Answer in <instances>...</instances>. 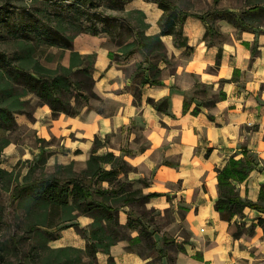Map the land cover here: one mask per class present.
Returning <instances> with one entry per match:
<instances>
[{
    "label": "crops",
    "instance_id": "1",
    "mask_svg": "<svg viewBox=\"0 0 264 264\" xmlns=\"http://www.w3.org/2000/svg\"><path fill=\"white\" fill-rule=\"evenodd\" d=\"M234 1L217 0V7L231 11L247 7L243 0ZM139 8L148 24L146 34L159 33L162 10L155 2H143ZM211 31L214 33L205 36L203 21L188 15L182 23L185 45L175 44L171 34L160 35L168 57L156 63L151 58L145 62L140 52L117 57L119 52L107 37L79 34L73 47L83 54L95 53L93 91L108 103L95 108V102L89 100L91 107L85 104L78 114L55 117L42 104L34 110L33 120L15 116L17 122L29 123L42 139L51 161L85 162L97 135L103 145L94 153L121 154L134 167L119 177L126 178L141 195L158 193L143 202L146 209L159 211L157 218L171 208L169 221L177 226L180 222L186 229L184 235L169 232L168 227L158 230L141 211L123 206L117 219L122 225L129 224L128 237L112 244L108 253L97 251L94 264H107L109 255L114 264H264V230L257 224L259 218L264 220V212L245 206L242 214L227 221L214 208L217 169L230 156L241 157L242 149L255 163L244 180L232 183L241 199L264 206V200H258L264 183V26L239 29L218 18ZM62 63L68 64V52ZM153 70L159 83L141 84V78L151 77ZM134 91H139L138 103ZM148 98L166 100V108L157 110ZM208 99L214 103L206 105ZM194 107L198 112L193 113ZM128 126L132 130L126 152L121 151L119 141L117 146L105 141L106 136ZM140 129L143 142L137 140ZM91 221L92 217L78 214L74 223L79 231L74 225L67 226L49 245L84 249ZM237 226L240 231L234 235ZM140 230L151 233V245L139 235Z\"/></svg>",
    "mask_w": 264,
    "mask_h": 264
},
{
    "label": "trees",
    "instance_id": "2",
    "mask_svg": "<svg viewBox=\"0 0 264 264\" xmlns=\"http://www.w3.org/2000/svg\"><path fill=\"white\" fill-rule=\"evenodd\" d=\"M152 1L162 10L157 21L159 33L145 34L143 29H140L148 26L144 21L145 13L141 9H129V13L137 15L136 19L140 27L136 30L134 28V37L126 41L124 48L116 50L117 52L126 56L138 50L147 62L150 54L164 47L160 39V35L163 34H171L175 44L185 45L182 23L188 15L199 17L203 21L206 25L205 36L214 33L211 29L215 23L211 20L207 21L204 16L181 10L174 0ZM108 2L111 7L118 6L119 10L123 9V0H108ZM244 2L247 7L242 11L216 8L213 11L214 16L217 15L214 20L223 18L239 29L264 26V0H244ZM31 3L37 7L16 12L15 20L11 23L9 17L13 11L8 9L7 14L0 11V41L14 47L10 50L6 47L0 48V129L10 130L15 125L13 114L25 110V107L31 103L32 96L37 98L39 104H47L53 117L59 113L78 114L84 105L79 99L82 98L87 102L89 97H95L93 91L89 94L84 91L86 81L90 80L93 84L91 68L95 53H80L73 47L74 38L80 33L90 35H99L102 31L111 33L110 26L114 19L120 28L129 30L134 27L133 23L124 19L119 22L118 17L112 13L104 14L91 10L95 0H31ZM213 3L216 4L217 0H213ZM3 8L5 6L0 7V10ZM95 20L100 21L102 27L98 28ZM4 28L5 31H2ZM38 46L57 48L59 60L68 52V64H62L59 60L56 61L55 67L41 64L35 54ZM189 49L190 47L185 48V50ZM215 64H218V60ZM156 73L153 70L152 76L141 78L140 83H159ZM133 96L134 102L138 103L139 91H134ZM223 96V93H219V97ZM147 101L157 110L163 111L166 108L164 99L154 101L148 98ZM213 103L214 99L205 101L206 105ZM198 110V107H194L192 111L196 113ZM25 114L30 116V111L26 110ZM8 143L9 140L4 138L0 147L3 148ZM101 145L103 142L95 135L91 154L86 160V168L82 175L40 176L13 186L10 193L11 201L26 195L34 203L49 205L48 215L55 210L54 207H60L67 214L58 221L47 220L46 224L40 221L29 222L27 224L29 233H33L40 240L32 246L30 252H27L26 257L16 264H94L97 251L108 253L112 244L128 237L129 224L122 225L117 219L119 209L123 206L130 208L136 200L144 202L149 197L157 196L158 193L141 195L138 189H133L126 178L119 177L120 173L125 175L131 165L121 154L114 155L111 151L94 153ZM209 150V148L206 150V154ZM241 152V157L230 156L225 165L217 169L218 195L214 208L220 218L227 221H230L234 215L242 214L245 206L264 212V206L241 199L232 183L233 180L239 182L244 180L248 169L255 163L246 149H242ZM9 174V171L0 167V179ZM103 182L107 185L104 186ZM258 200H264V183L260 186ZM78 214L92 217L85 248L48 245V242L57 238L59 231L67 226L74 225L79 231L74 223ZM56 224L59 225L57 234L38 227L45 225L52 228ZM257 224L264 230L262 218L257 220ZM239 231L240 228L237 226L233 234L237 235ZM139 235L145 238V242L148 240L149 245L153 243L150 232L140 230ZM165 240L166 238H163V241ZM179 249L182 250V247ZM2 252L3 248L0 246L1 258ZM107 264H114L110 255Z\"/></svg>",
    "mask_w": 264,
    "mask_h": 264
},
{
    "label": "rangeland",
    "instance_id": "3",
    "mask_svg": "<svg viewBox=\"0 0 264 264\" xmlns=\"http://www.w3.org/2000/svg\"><path fill=\"white\" fill-rule=\"evenodd\" d=\"M143 2L153 1L130 0L126 2L123 0V9L119 10L118 6L111 7L108 0H95V4L91 5V10L104 14L112 13L118 17L119 22H122V19H124L134 24L133 28L127 30L126 28H120V26L116 25L114 19L110 26L112 32L108 33L102 31L98 36L103 35L107 37V41L113 49H123L126 41H129L134 37V28L136 30L140 27L136 19L137 15L135 13H129L128 10L140 9L139 6L142 5ZM174 2L183 11L204 16L207 21L211 20L213 23L216 21L214 19L217 17V15L214 16L213 11L216 8L218 9L219 6L217 3V5L213 3L212 0H174ZM228 3L235 4L236 2L234 0H228ZM4 6L5 8L1 9L0 11H4L5 14H7L9 11L8 9L13 11V14L11 13L9 17L10 23L15 20L14 14L16 12L26 9L31 10L33 7H37V5L31 3V0H0V7ZM95 23L98 28L102 27V23L100 21L95 20ZM140 29H143L146 34V28L141 27ZM2 31H5V28L2 29ZM3 47H6L8 50L14 48L13 45L5 44L0 41V48ZM58 51L59 50L55 47L38 46L37 52L35 54L38 56V60L41 64L47 67H55L56 61L59 60L57 56ZM138 52V50H135L130 54H126V56L131 57L132 54L137 55ZM120 55L124 54L119 52L115 56L118 57ZM167 57L168 52L165 49V46L161 47L160 50H157L155 53L150 54L149 56L151 61L154 63H156V61L160 58L167 59ZM62 59L59 61L62 62ZM135 64L138 65L137 62ZM141 64H143V61L140 62V67ZM84 88L86 89L84 91L89 94L91 91H93L92 82L90 80L86 81ZM71 100L73 101V99ZM89 100L95 102L96 105H92L95 108H100L103 105H106L107 102V100L101 99L96 94L95 97H89L88 101ZM88 101L85 102L84 99H79V102L84 105L88 104ZM39 103L40 102L37 100V98L32 96L31 103L25 107V110H21V112H15L13 114L14 119L18 114H22L23 116L27 117L28 120H33L34 110L37 108V106L42 105ZM88 105L91 107L90 104ZM26 110L30 111V116L25 114ZM130 130H132L131 126H128L127 128H121L120 131H117L114 135L107 136L105 141H108L110 145H115L116 143L115 146L118 145L119 141V145L125 149L124 147H127L129 144L127 138ZM136 133L138 134L137 140H141V142H143V130L140 129L136 131ZM4 138L8 139L9 143L3 148L0 147V167L9 171L10 174L0 179V246L3 248L2 258L0 255V264H16L23 260V258L26 257L27 252H30L32 246L35 243H39L40 240L35 237L33 233H29V230L27 229V224H29V222L40 221L46 224L47 220L51 222L58 221L67 214L60 207H54L55 210L53 212L55 213L51 212V215H48V209H50L49 205L44 206L42 203H34L33 200H31L26 195L11 201L10 193L13 186L16 183H21L25 180H30L40 176L54 175L58 177H65L71 174L82 175L86 168V161L79 164H75L73 161L67 163L53 160L51 161L49 153H47L44 148L45 143L41 138L35 136L33 128H31L30 124L19 123L16 119L15 125L10 130L0 129V144ZM133 169L134 167L131 166L129 171ZM130 208H134L136 212L141 211L142 215L145 214L144 218L146 217L147 219L149 218L148 221H153L155 227L158 228V230L159 228L164 229L165 227H168L167 229L169 232L175 233L176 231H179L181 235L186 233V229L182 227L180 222L177 226L176 223H171L172 221H169L170 217L172 216L171 208L166 210L164 214L157 218L154 216L157 214L159 216L160 212L157 211L156 213L152 208L146 209V205H144L143 202L136 200L131 204ZM140 223L145 225V222L140 221ZM38 227L43 230H49L53 234H57L59 230L58 224L54 225L52 228H48V226L45 225H39ZM169 232L167 231L168 235ZM169 239L173 242L175 240V238H172L170 235ZM41 244H44L43 240Z\"/></svg>",
    "mask_w": 264,
    "mask_h": 264
}]
</instances>
